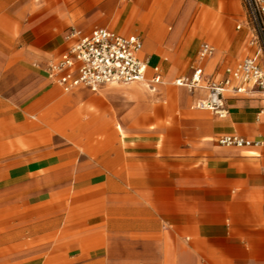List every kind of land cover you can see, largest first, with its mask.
<instances>
[{
	"label": "crops",
	"instance_id": "1",
	"mask_svg": "<svg viewBox=\"0 0 264 264\" xmlns=\"http://www.w3.org/2000/svg\"><path fill=\"white\" fill-rule=\"evenodd\" d=\"M96 28L142 42L145 82L63 91L48 64ZM251 39L240 0H0V264H264L263 98L220 118L175 85Z\"/></svg>",
	"mask_w": 264,
	"mask_h": 264
},
{
	"label": "built area",
	"instance_id": "2",
	"mask_svg": "<svg viewBox=\"0 0 264 264\" xmlns=\"http://www.w3.org/2000/svg\"><path fill=\"white\" fill-rule=\"evenodd\" d=\"M244 16L251 32V46L255 53L244 58L234 69H227L223 79L204 74L199 66L191 75L175 81V85L189 92L204 89L206 97L196 107L211 111L224 118L227 109L224 94L227 92L255 91L263 98L260 114H264V0H240ZM69 37L76 40L57 60L48 64L50 75L61 74L57 80L63 91L84 86L96 90L104 84H130L146 81L147 58L140 57L142 42L135 36L123 37L104 28H96L87 35L72 30ZM213 48L203 44L198 52L203 59ZM161 82L159 75L151 79L152 84ZM217 143L226 147L260 146V141H250L237 135L218 138Z\"/></svg>",
	"mask_w": 264,
	"mask_h": 264
}]
</instances>
